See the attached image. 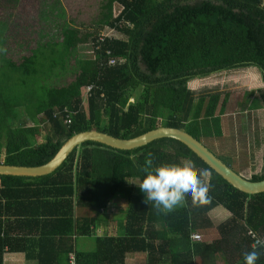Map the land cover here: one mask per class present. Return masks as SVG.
I'll list each match as a JSON object with an SVG mask.
<instances>
[{
    "label": "trees",
    "instance_id": "16d2710c",
    "mask_svg": "<svg viewBox=\"0 0 264 264\" xmlns=\"http://www.w3.org/2000/svg\"><path fill=\"white\" fill-rule=\"evenodd\" d=\"M8 2L10 9L18 7L10 18L23 21L24 39L42 36L26 41L29 46L15 58L8 56L11 76L29 86L27 77L42 74L48 57L53 70L36 85L31 106L0 89L1 163L43 164L85 129L127 138L166 125L208 145L225 135L230 91L191 88L190 81L242 68L255 67L263 85L239 104L238 114L264 109V0H38L47 15L38 24L35 15L22 17L23 0H0V7ZM44 21L55 29H48L46 40ZM86 44L91 47L82 58L77 49ZM23 102L40 116L36 122L20 111ZM148 153L153 167L191 159L202 169L188 147L162 137L131 149L86 140L47 174H0V264H7L5 252L22 253L36 264H71V255L74 264H127L130 254L137 256L134 264H218L217 256L225 264H243L253 247L250 233L264 238V192L245 193L207 167V204L193 207L189 200L171 213L159 212L134 184L145 175ZM263 178L264 150L259 170L249 176ZM119 195L124 206L116 231L96 233L101 214ZM216 207L229 215L214 223L208 213ZM193 232L201 238L193 240ZM93 234L95 250L76 248V238ZM257 264H264L263 251Z\"/></svg>",
    "mask_w": 264,
    "mask_h": 264
},
{
    "label": "rangeland",
    "instance_id": "374dc122",
    "mask_svg": "<svg viewBox=\"0 0 264 264\" xmlns=\"http://www.w3.org/2000/svg\"><path fill=\"white\" fill-rule=\"evenodd\" d=\"M37 1L38 0H23V3L19 7L22 13V17L35 15L38 18L35 20L36 24L39 23V19L43 18V14L47 18V15L44 13V9L41 7V5H37ZM60 2L63 5L65 4V0H60ZM35 5H37V10H34ZM10 6L11 4L10 2H8L7 6L2 5L0 7V89H4L9 91L10 93H14L13 97L15 99H27L31 106L36 101V85H39L43 77V82L46 83L47 75H49L51 73V70H53L50 68L52 59L48 57L42 62V64L44 65L42 74L35 76L29 75L27 77L26 84H28L29 86H23L20 81L11 76V71L8 69V64L10 62L8 56L15 58L16 54L18 53L17 51L21 50L22 46L27 48L29 46L27 42H36L42 36H27V39L25 40V35L22 32L23 27L21 25L23 21L20 22V19H15L13 17L10 18V15L13 12L18 11V7L16 6L10 9ZM115 10H117V6H115ZM15 23L20 24L17 25ZM43 26L46 28V30L45 33H42V35L45 36L44 39L46 40V36L47 34H49V30L55 31V29L49 25L48 21H44ZM36 46L40 47V44H33V47ZM90 47L91 45L89 44H86V46L79 45L77 49V55L82 58L85 57V52L89 51ZM18 77L21 78V75H18ZM63 79L64 77L61 78L59 82L61 83ZM189 85L191 88L218 86L219 89L223 91H230L229 103L232 104V106L229 108V112L232 117L230 120L225 119L226 116L223 117L221 129L224 131L225 135L221 139L209 142L208 145H206L213 152H215L218 157H220L221 155L223 158L228 160L230 164L231 162H233L234 164H237L238 162V164L242 165L244 169H240V171L244 176L249 177L253 172L259 170L261 164V156L264 150V109L258 108L252 111L251 116H249V112L238 114L239 104H241L242 101L251 96V91L263 85L260 81L257 69L255 67H247L235 70L234 72L230 73L197 78L191 80ZM82 101L83 104L86 102L84 93ZM212 102L213 99L210 98L208 108L210 107ZM20 111L24 113V115L26 116V120L30 122H36L39 118V116L34 115L31 111L25 110L24 102L21 105ZM18 118L23 117L18 116ZM248 118L255 125L253 131L249 130ZM238 120L240 126H230V124L234 125V122H237ZM225 154L229 155L225 156ZM199 166L202 169H206L202 163H200ZM234 167L236 168V166ZM234 167L231 168L235 170ZM111 205L112 207L110 209H105V211L115 212L114 215L116 218L113 222H118L123 217V212L120 207L124 206L123 202L120 199V195L114 197ZM227 214H229V212L222 207L213 208L208 213L209 217L213 220L214 223H217L221 219H224ZM100 220L102 221L101 229L105 233H112L114 231V226L109 222L107 215H104L102 213L100 216ZM101 221H98L97 226H100L99 223ZM98 228L100 229V227ZM208 232H214V235L217 236V232L215 229H208Z\"/></svg>",
    "mask_w": 264,
    "mask_h": 264
},
{
    "label": "water",
    "instance_id": "95a60500",
    "mask_svg": "<svg viewBox=\"0 0 264 264\" xmlns=\"http://www.w3.org/2000/svg\"><path fill=\"white\" fill-rule=\"evenodd\" d=\"M162 137H170L183 143L196 155L199 164L202 163L206 169L210 167L234 188L249 194L264 192V178L256 181L250 180L249 177L232 169L185 129L166 125H159L127 138L117 137L97 129L80 130L70 135L45 163L27 166L0 162V174L29 176L47 174L54 170L74 147L79 149L81 143L86 140L100 142L115 148L131 149Z\"/></svg>",
    "mask_w": 264,
    "mask_h": 264
},
{
    "label": "clouds",
    "instance_id": "9594fccd",
    "mask_svg": "<svg viewBox=\"0 0 264 264\" xmlns=\"http://www.w3.org/2000/svg\"><path fill=\"white\" fill-rule=\"evenodd\" d=\"M131 158L135 159L134 156ZM144 164L145 175L134 184L145 194V203L153 202L157 211L171 213L184 207L189 200L193 207H201L210 201L211 172L197 169L191 159L153 167L152 153H148ZM253 236L252 250L243 254V264H257L264 251V238Z\"/></svg>",
    "mask_w": 264,
    "mask_h": 264
},
{
    "label": "crops",
    "instance_id": "0c3cea01",
    "mask_svg": "<svg viewBox=\"0 0 264 264\" xmlns=\"http://www.w3.org/2000/svg\"><path fill=\"white\" fill-rule=\"evenodd\" d=\"M228 155L229 154H225V156H228ZM220 158L223 161L227 162V160L225 158H223L221 155H220ZM230 165H231V167L236 166V168L235 167L234 168L238 173H241L240 169H244V167L242 165L238 164V162H237V164H234L233 162H231ZM103 214L107 215V218L109 220L110 211H103ZM227 215H229V214H227ZM109 222L114 226V231L112 232V233H114L116 231V228H117L116 222H111L110 220H109ZM99 225L100 226H97L96 233L102 232L101 222L99 223ZM98 227H100V229ZM207 232H208V230H207ZM90 237H91V239H90ZM90 237L76 238V248L78 250H91V251L95 250L96 249V243H95L96 235L93 234ZM208 237L210 238V240H214L216 238V235H214V232H210V233L208 232ZM4 255H5V262L7 264H36L35 259L26 260L24 257V254H22V253H6L5 252ZM70 257H72V255ZM136 259H137V256L130 254V255H128V257L126 259V263L127 264H134L136 262ZM217 259L219 260L218 264H225L224 260L221 257L217 256ZM69 263L74 264V263L70 262V260H69ZM102 264H103V262H102ZM234 264H242V263L241 262H235Z\"/></svg>",
    "mask_w": 264,
    "mask_h": 264
},
{
    "label": "built area",
    "instance_id": "2783aa9c",
    "mask_svg": "<svg viewBox=\"0 0 264 264\" xmlns=\"http://www.w3.org/2000/svg\"><path fill=\"white\" fill-rule=\"evenodd\" d=\"M91 86L92 85H87L86 86V92H88V91H90L91 90ZM252 236H253V234L255 235V233H250ZM255 237H257V238H260L259 236H257V235H255ZM191 238L193 239V240H199L200 238H201V236H200V234L199 233H197V232H193L192 234H191ZM254 244V236H253V241H252V245ZM263 253H264V251H263ZM70 262H74V260H73V257H71L70 258Z\"/></svg>",
    "mask_w": 264,
    "mask_h": 264
},
{
    "label": "flooded vegetation",
    "instance_id": "af4514ba",
    "mask_svg": "<svg viewBox=\"0 0 264 264\" xmlns=\"http://www.w3.org/2000/svg\"><path fill=\"white\" fill-rule=\"evenodd\" d=\"M243 175V174H242ZM246 177H248V176H246Z\"/></svg>",
    "mask_w": 264,
    "mask_h": 264
},
{
    "label": "bare ground",
    "instance_id": "6f19581e",
    "mask_svg": "<svg viewBox=\"0 0 264 264\" xmlns=\"http://www.w3.org/2000/svg\"><path fill=\"white\" fill-rule=\"evenodd\" d=\"M262 83V82H261Z\"/></svg>",
    "mask_w": 264,
    "mask_h": 264
}]
</instances>
